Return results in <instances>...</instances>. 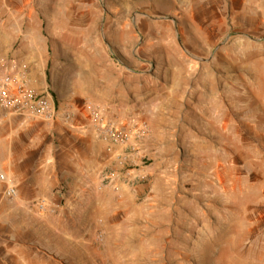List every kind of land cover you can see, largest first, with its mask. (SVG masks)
Here are the masks:
<instances>
[{"label":"rangeland","instance_id":"374dc122","mask_svg":"<svg viewBox=\"0 0 264 264\" xmlns=\"http://www.w3.org/2000/svg\"><path fill=\"white\" fill-rule=\"evenodd\" d=\"M0 62L72 113L0 106V264H264V0H0Z\"/></svg>","mask_w":264,"mask_h":264},{"label":"built area","instance_id":"2783aa9c","mask_svg":"<svg viewBox=\"0 0 264 264\" xmlns=\"http://www.w3.org/2000/svg\"><path fill=\"white\" fill-rule=\"evenodd\" d=\"M0 106L8 113L19 115L25 120L40 118L43 120L62 119L66 122L72 120V113H61L51 100L48 92L29 82L26 73L8 67H2L0 62ZM144 128L138 130L139 135L144 134ZM112 133V132H111ZM13 188L8 190L9 194Z\"/></svg>","mask_w":264,"mask_h":264},{"label":"crops","instance_id":"0c3cea01","mask_svg":"<svg viewBox=\"0 0 264 264\" xmlns=\"http://www.w3.org/2000/svg\"><path fill=\"white\" fill-rule=\"evenodd\" d=\"M39 86H43V84L41 83ZM14 119H15V120H17V121H19V120H20V118H19V117H15ZM79 194H83V193H79Z\"/></svg>","mask_w":264,"mask_h":264},{"label":"bare ground","instance_id":"6f19581e","mask_svg":"<svg viewBox=\"0 0 264 264\" xmlns=\"http://www.w3.org/2000/svg\"><path fill=\"white\" fill-rule=\"evenodd\" d=\"M15 29V28H14Z\"/></svg>","mask_w":264,"mask_h":264}]
</instances>
